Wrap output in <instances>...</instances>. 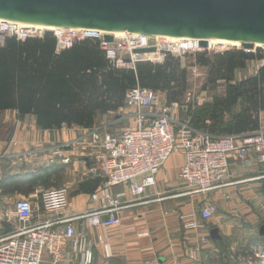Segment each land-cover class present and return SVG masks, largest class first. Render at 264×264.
I'll use <instances>...</instances> for the list:
<instances>
[{"label":"built area","instance_id":"2783aa9c","mask_svg":"<svg viewBox=\"0 0 264 264\" xmlns=\"http://www.w3.org/2000/svg\"><path fill=\"white\" fill-rule=\"evenodd\" d=\"M24 30L13 24H0L1 34L8 33L19 40L37 36L31 31L20 34ZM51 32L59 49L68 48L75 41L96 38L106 59L119 68H131L140 61L134 58L135 50L153 48L154 51L148 54L162 61L167 55L182 57L200 48L198 41L192 48L189 40L184 38L154 37L150 44L147 36L123 33L119 37L113 36V42L108 43L103 40L104 34L88 30ZM256 51L264 57V44L246 50ZM121 111L129 117V127L118 133L99 129L92 134L83 133L77 139L55 146L43 159L44 165L67 164L72 150L80 149L86 158L83 177L102 181L99 192L90 195V201L98 207L70 214L64 189L42 190L37 204L28 198L15 200L9 213L0 210V225L11 222L16 225L12 231L0 235V264H43L46 255L51 257L53 264H96V246L102 249L108 261L112 257L108 232L121 225L123 210L142 203L146 192L156 187L157 175L172 154L183 157L178 179L183 195L192 196L222 187L229 177L230 158L243 159L253 152L257 163L264 164V130L220 137L197 132L187 123H178L170 106L160 102L159 94L143 88H134L125 94ZM115 186H122L124 191L114 193ZM126 192L131 199L127 198ZM214 212L215 207L208 205L200 210L199 217L209 221ZM180 219L188 222L185 229L198 228L195 213ZM78 221H83L94 232L95 238L88 232L77 231L73 223Z\"/></svg>","mask_w":264,"mask_h":264},{"label":"trees","instance_id":"16d2710c","mask_svg":"<svg viewBox=\"0 0 264 264\" xmlns=\"http://www.w3.org/2000/svg\"><path fill=\"white\" fill-rule=\"evenodd\" d=\"M1 36L0 113L14 111L20 120L34 117L42 131L73 126L90 130L99 116L120 112L125 94L134 88L160 94L168 106L181 104L190 88L192 66L182 67L178 57L167 55L161 64L136 62L131 68H119L106 59L96 38L59 49L51 31L24 40ZM193 57L195 65L207 69L201 91L213 95L202 104L187 106V124L212 137L260 130L259 114L264 112L262 54L229 50ZM255 61L261 62L255 74L236 78V73ZM62 168L53 165L28 174L5 175L0 191L29 193L57 177ZM101 184L98 178L79 182L75 195L92 194Z\"/></svg>","mask_w":264,"mask_h":264},{"label":"crops","instance_id":"0c3cea01","mask_svg":"<svg viewBox=\"0 0 264 264\" xmlns=\"http://www.w3.org/2000/svg\"><path fill=\"white\" fill-rule=\"evenodd\" d=\"M251 63L246 71L236 73L237 79L255 74L258 67L253 69ZM162 97L161 100L164 101ZM10 112L16 115L14 111H6L5 114ZM259 119L260 130H264V112L259 114ZM27 120L36 130L25 128L23 123ZM18 123L23 125H19L21 129L15 130L9 141L19 140L23 146L5 150V147H8L7 143L5 141L2 143L0 161L6 163L8 170L0 172L1 178L5 175L28 174L38 168L42 169L44 161L40 158L38 152L40 149L77 139L88 131L82 129L81 135H77L76 138L71 135L67 138L63 134H54V131L38 129L32 117L19 119ZM40 136L46 144L45 147L40 146ZM75 156L79 157L74 160L80 167L77 169H83L82 163L86 160L84 153L75 151ZM35 164L39 167H35ZM182 165L183 157L177 153L167 159L157 175L156 187L146 192L141 199L142 203L123 210L120 214L121 225L108 232L112 257L106 261L102 249L96 246L94 249L96 264H213L212 256L220 252L218 250L222 241L232 236L236 240V235L240 231L236 222L244 217L254 221L262 213L264 164L257 163L253 152L248 153L243 159L230 158L229 177L225 185L201 195H183L178 179L179 168ZM74 169L76 170L75 167ZM101 185L95 192L99 191ZM42 190L41 185H38L29 193H0V201L10 199L13 202L20 198H28L34 203ZM122 191H124L122 186L113 188L114 193ZM126 193L127 198L131 199L129 193ZM90 195L83 193L74 195L69 202L70 214L96 209L97 206L90 201ZM37 203L38 201L35 202ZM208 205H213L215 212L211 220L204 221L199 217V212ZM189 213H195L197 216L196 230L185 229L188 222L180 219ZM9 225L11 224L0 225V235L13 230ZM73 225L77 231L88 232L91 238H95L94 232L88 229L83 221L74 222ZM212 229L217 230L218 241L210 237ZM43 264H53L51 257L46 255Z\"/></svg>","mask_w":264,"mask_h":264},{"label":"water","instance_id":"95a60500","mask_svg":"<svg viewBox=\"0 0 264 264\" xmlns=\"http://www.w3.org/2000/svg\"><path fill=\"white\" fill-rule=\"evenodd\" d=\"M0 20L92 33L119 31L154 37L237 41L244 50L264 44V0H0ZM105 42H113L104 34ZM135 50L134 53L153 52ZM126 60L125 62H127ZM264 236V224L259 229ZM210 237L218 240L216 229Z\"/></svg>","mask_w":264,"mask_h":264},{"label":"rangeland","instance_id":"374dc122","mask_svg":"<svg viewBox=\"0 0 264 264\" xmlns=\"http://www.w3.org/2000/svg\"><path fill=\"white\" fill-rule=\"evenodd\" d=\"M26 31H31L32 32L31 34H34L37 36H40L44 32H46V31H39V30H24L23 32H20V34H25ZM1 35H8V33H3ZM2 39L3 37L1 36L0 41H2ZM229 50H243L246 52V50L242 49L241 46L231 47V46L215 45L211 49L199 48V50H196L193 53H189L182 57H178V60L182 62V67H185V66L188 67L190 65L192 66L191 68H189V76H190L189 77V87L190 88L188 92L185 94L184 100L179 105L178 104L170 105V108L172 110V115L178 123H188L186 112L188 109L187 106L189 104L194 105L197 102L198 104H202L206 101H209L210 97L213 95L211 92L201 91L202 85L206 78L207 69L205 67L195 65V59L193 55L203 53V54H206L207 56H212L213 54L223 53ZM148 53H151V52H148ZM148 53H140V54L134 53L135 55H138V57L135 59L137 61L140 60L139 62H150V63H157V64H161L164 62V60L158 61L159 59H157V57L155 56L152 57L151 58L152 60H151L150 58L147 57V55H145ZM257 62L259 63V65L258 63H256V61L251 63V65H253L252 66L253 69L261 65L260 61H257ZM161 97L162 96L160 95V102L163 104H166L165 101L161 100ZM121 112L122 111L120 112L118 111V112L110 113L104 116H99L96 121L95 126L92 129L86 131V133L92 134L96 132L95 129H99L106 133H118L122 129L129 127L131 125V121L129 117H127L125 114ZM32 118L34 119V117ZM28 120L27 122L23 123L25 124V128L27 130H31V129L36 130L34 126H32L31 123L28 122ZM18 121L19 119L16 117V115L11 114V112L8 114H5V112L0 113V146L3 147L2 143L5 141V143H7V146H8V147H5L6 148L5 150H7V148L16 149V148H20L21 146H23V143L19 140L9 141L12 133L17 129H21V126L19 125H23L21 123H18ZM53 131H54V134L56 135L57 133L63 134L67 138L68 136H71V135L72 137L76 138L77 135L82 134V129L78 127H74V126L71 128L63 127L59 130H53ZM39 141L41 142L40 146H43V147L46 146L41 136H40ZM55 146H51L48 148L45 147V148H42V150L40 149L38 152H40L41 160L44 159V155L49 153V151L52 150ZM71 148H74V147L72 146ZM75 151H79L80 153V149H76ZM75 151L72 150L71 152L72 155L70 154L71 156L67 164L54 163L51 165L49 164L44 165L42 163L41 165L43 169L53 166V165H61L63 167L60 173L57 175V177L49 180L47 183H44L43 185H41V187L43 190L64 189L67 193L69 202H71V198H73L75 195L74 191L77 188L79 181L82 182V181L93 178V177L92 178L83 177V173H85L84 172L85 166L83 169H80V170L77 169L79 165L75 163L76 161L74 160L79 157L75 156ZM66 154L69 156L68 151L66 152ZM84 162L85 161L83 160L82 165H84ZM5 165L6 163L3 162V160L0 161V172H6L8 170V166H5ZM73 165L76 168V170L74 169ZM35 167L38 168L39 165L37 166L35 164ZM80 171H81V174H80ZM228 171H229V164H228ZM224 185H225V181L223 182V186ZM38 199H39V195H37L36 201H34V203L39 201ZM13 202L10 199H4L3 201H0V210L4 213H9V211L12 209ZM262 203H261L262 205L261 208H263V211L257 216V219L255 218L254 221H251L244 217L242 218V220H240L241 222L240 221L236 222V226L240 228L239 233L236 235V240L234 239L235 237L232 236L230 239H224V241H222V243L219 246V250H218V252L219 251L220 252L217 253L216 256H212L213 264H264V237L260 236L258 233L260 227L264 224V202ZM95 205L98 207L97 204ZM9 226L15 227L16 226L15 222H11V225Z\"/></svg>","mask_w":264,"mask_h":264},{"label":"bare ground","instance_id":"6f19581e","mask_svg":"<svg viewBox=\"0 0 264 264\" xmlns=\"http://www.w3.org/2000/svg\"><path fill=\"white\" fill-rule=\"evenodd\" d=\"M4 22L7 24H13L14 26H17L19 29H25V30H39V31H59L61 28H51V27H45V26H35V25H31V24H26V23H16V22H12V21H2L0 20V24ZM100 33L102 34H110L115 37H119L120 35H122L124 32H119V31H108V32H103L101 31ZM158 37V36H156ZM170 39H178V38H170ZM181 39V38H179ZM189 42L191 43L192 48L196 47V41H199L197 39H192V38H188ZM207 42V48L211 49L213 48V46L215 45H223V46H231V47H240L241 44L237 41H227V40H222V39H216V38H208L206 39ZM143 56V55H142ZM154 55L148 54L147 57L148 58H152ZM138 56L135 55L134 58H137ZM152 60V59H151Z\"/></svg>","mask_w":264,"mask_h":264}]
</instances>
